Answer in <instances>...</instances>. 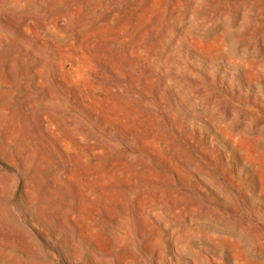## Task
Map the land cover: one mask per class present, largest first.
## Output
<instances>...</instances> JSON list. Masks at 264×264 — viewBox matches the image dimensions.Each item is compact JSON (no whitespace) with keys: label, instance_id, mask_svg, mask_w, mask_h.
<instances>
[{"label":"rangeland","instance_id":"rangeland-1","mask_svg":"<svg viewBox=\"0 0 264 264\" xmlns=\"http://www.w3.org/2000/svg\"><path fill=\"white\" fill-rule=\"evenodd\" d=\"M0 264H264V0H0Z\"/></svg>","mask_w":264,"mask_h":264},{"label":"bare ground","instance_id":"bare-ground-1","mask_svg":"<svg viewBox=\"0 0 264 264\" xmlns=\"http://www.w3.org/2000/svg\"><path fill=\"white\" fill-rule=\"evenodd\" d=\"M240 231V230H239Z\"/></svg>","mask_w":264,"mask_h":264}]
</instances>
